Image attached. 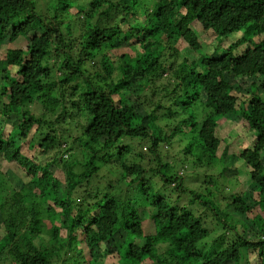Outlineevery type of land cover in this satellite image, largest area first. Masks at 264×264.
Returning <instances> with one entry per match:
<instances>
[{
    "label": "trees",
    "instance_id": "1",
    "mask_svg": "<svg viewBox=\"0 0 264 264\" xmlns=\"http://www.w3.org/2000/svg\"><path fill=\"white\" fill-rule=\"evenodd\" d=\"M5 35L24 43L0 59V161L29 181L0 171V264H264V0H0ZM229 120L254 140L235 155ZM174 140L206 167L241 160L247 190L188 188Z\"/></svg>",
    "mask_w": 264,
    "mask_h": 264
},
{
    "label": "rangeland",
    "instance_id": "2",
    "mask_svg": "<svg viewBox=\"0 0 264 264\" xmlns=\"http://www.w3.org/2000/svg\"><path fill=\"white\" fill-rule=\"evenodd\" d=\"M194 30L197 32L198 36L203 37L204 40H208L207 35H203L202 30L198 24H194ZM23 43L24 42L22 39H17L15 41L12 40V42L10 40L8 41V37L5 35L4 39L2 40V45L0 48V59L3 58V54L7 47L9 46L21 47ZM178 45L182 46L183 43L181 44L180 42ZM206 50L207 52H211L212 48L209 47ZM163 76L164 78L161 79L159 82H157L152 87V89L157 90V91H151L152 90L151 89L146 92L145 98H148L150 103L156 104L159 99L162 100L164 97V93H165L164 89L160 86L158 87L159 84L166 82L167 78H165L166 77L165 75ZM243 83L244 85L248 84L245 81ZM34 111L36 114L40 113L37 107L35 108ZM169 118L170 117L166 119L162 117L158 121V125L166 132H168L169 129L173 126V121H171L172 119H170L169 121ZM80 119L82 118H79L76 121H73V120L71 121L69 119L67 120L68 124H60L59 128H67L70 133H72L74 136L75 135L77 136L79 133V130L77 129L76 125L78 124L77 122L82 121ZM220 129H221V134L223 138H225L227 144L230 145V148H229L230 154L235 155V152H237L238 147L240 146H243V147H246L247 145H251V147L253 146L254 140L250 134V131L246 127V125L237 124L229 120L225 122L220 127ZM17 142H19V145L21 147V152L23 154L25 153L30 154V151L27 150V145H25L24 142H20V139H18ZM147 147L148 146L146 144H143L141 148H139L138 150H141L144 154H146L148 153ZM75 150L74 152L77 153V151ZM221 150L222 148H220L219 153L221 152ZM74 152L73 150L69 152L68 154L69 158L67 160L71 158ZM162 152L165 155V158L167 159L168 162L173 163L175 161L176 167H177L176 170H178L179 175L184 176L185 178L184 183L187 185L188 188L195 189L198 192L205 193V194L208 193V191L204 190L205 188H207L212 192V194L216 195L221 200V204H224L223 199L230 198L229 196L231 195H236V194L242 193L245 190H247V186L249 184L250 178L241 160L238 161V160L229 158L227 160V163L224 164V167L228 168L227 171H223V166L221 164H217L214 168L213 166L206 167L204 161L202 163H198L193 158L184 157L183 155L185 152L184 144L180 143L179 141H175V140L172 142L170 147L166 145H162ZM0 166H1L0 171L2 173L11 175L12 180H14L12 184L17 185L16 184L17 181L15 180V178H20V180L23 183H27V181H29L28 175H26L23 171L19 170L14 163L8 164V163L0 161ZM108 166L112 167L113 165L109 164ZM232 168L237 169V172L234 173ZM115 170L116 169L113 168L112 171H115ZM51 172L54 178L60 180L62 183L64 182V173L62 172L61 169H58L57 167H52ZM12 173L14 175H12ZM12 176H14L15 178ZM129 189L130 188L128 187L126 188L125 186L122 187V191L124 190V194L126 195L129 194ZM61 191L62 190H60L59 193ZM67 196L70 197L69 195ZM203 214L204 213H202V216ZM205 214H208V211H205ZM1 233L2 232L0 230V234ZM221 233H222V227H218L216 231L212 233V237L209 240V242L217 238ZM230 238L231 237L227 238L228 242L230 241ZM43 245L49 246V242L44 243ZM101 249L104 252H106V248L104 245L101 246ZM104 259L98 261L96 264H116V261L114 259H111V258H104Z\"/></svg>",
    "mask_w": 264,
    "mask_h": 264
}]
</instances>
